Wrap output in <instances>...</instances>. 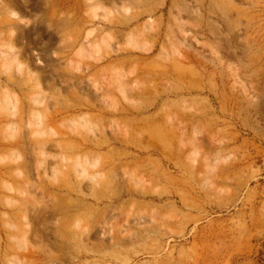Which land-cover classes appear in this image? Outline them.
<instances>
[{"label":"rangeland","instance_id":"rangeland-1","mask_svg":"<svg viewBox=\"0 0 264 264\" xmlns=\"http://www.w3.org/2000/svg\"><path fill=\"white\" fill-rule=\"evenodd\" d=\"M0 264H264V0H0Z\"/></svg>","mask_w":264,"mask_h":264}]
</instances>
